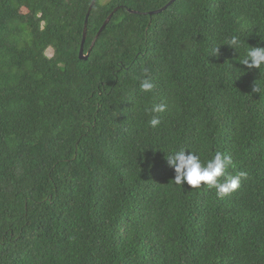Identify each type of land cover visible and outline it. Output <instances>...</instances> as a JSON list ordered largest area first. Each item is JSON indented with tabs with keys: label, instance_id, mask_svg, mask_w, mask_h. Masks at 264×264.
Returning a JSON list of instances; mask_svg holds the SVG:
<instances>
[{
	"label": "trees",
	"instance_id": "obj_1",
	"mask_svg": "<svg viewBox=\"0 0 264 264\" xmlns=\"http://www.w3.org/2000/svg\"><path fill=\"white\" fill-rule=\"evenodd\" d=\"M92 1L0 0V264H264V0H96L83 60ZM181 148L240 187L176 185Z\"/></svg>",
	"mask_w": 264,
	"mask_h": 264
},
{
	"label": "clouds",
	"instance_id": "obj_2",
	"mask_svg": "<svg viewBox=\"0 0 264 264\" xmlns=\"http://www.w3.org/2000/svg\"><path fill=\"white\" fill-rule=\"evenodd\" d=\"M226 45L235 50L241 47L240 37L233 35L228 38ZM214 55H219V46L214 49ZM242 64L248 69H260L264 67V46L249 47L246 49ZM142 91L150 92L154 85L145 79L140 85ZM253 91H260L259 87L253 88ZM165 110V105L156 104L147 111L151 113H161ZM150 126L155 128L161 121L158 116H153L149 121ZM167 164L174 171V183L192 188H199L202 184L209 188H215L219 197H224L241 185L239 175H230L227 172L231 164V158L221 152H217L211 159L203 162L196 152L190 149L181 148L173 151L166 156ZM151 166V165H150ZM223 177V182L220 178Z\"/></svg>",
	"mask_w": 264,
	"mask_h": 264
},
{
	"label": "water",
	"instance_id": "obj_3",
	"mask_svg": "<svg viewBox=\"0 0 264 264\" xmlns=\"http://www.w3.org/2000/svg\"><path fill=\"white\" fill-rule=\"evenodd\" d=\"M96 0H93L92 3H91V6L89 8V11L87 12V15H86V20H85V26H84V32H83V38H82V42H81V46H80V52H79V57L80 59H83V60H86L88 59L92 49H93V46L97 40V38L99 37L100 33L104 30V28L106 27V25L109 23L111 17L113 16L114 12L117 11V8L108 16V18L105 20L103 26L101 27V29L99 30V32L97 33L94 41L92 42L89 50L85 53V48H84V44H85V40H86V36H87V27H88V20H89V16H90V12L92 10V7L94 5ZM174 1L176 0H170L164 7L158 9V10H154V11H150L148 12L149 15H154V14H158V13H161L163 10H165L168 6H170ZM132 12H137V11H132ZM147 14V13H145Z\"/></svg>",
	"mask_w": 264,
	"mask_h": 264
},
{
	"label": "rangeland",
	"instance_id": "obj_4",
	"mask_svg": "<svg viewBox=\"0 0 264 264\" xmlns=\"http://www.w3.org/2000/svg\"><path fill=\"white\" fill-rule=\"evenodd\" d=\"M49 53L51 54V53H52V51L50 50V51H49Z\"/></svg>",
	"mask_w": 264,
	"mask_h": 264
}]
</instances>
